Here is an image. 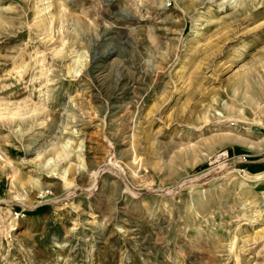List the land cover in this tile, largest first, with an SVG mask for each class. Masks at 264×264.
Masks as SVG:
<instances>
[{
  "label": "rangeland",
  "instance_id": "obj_1",
  "mask_svg": "<svg viewBox=\"0 0 264 264\" xmlns=\"http://www.w3.org/2000/svg\"><path fill=\"white\" fill-rule=\"evenodd\" d=\"M250 160L264 0H0V264H264Z\"/></svg>",
  "mask_w": 264,
  "mask_h": 264
},
{
  "label": "crops",
  "instance_id": "obj_2",
  "mask_svg": "<svg viewBox=\"0 0 264 264\" xmlns=\"http://www.w3.org/2000/svg\"><path fill=\"white\" fill-rule=\"evenodd\" d=\"M251 163H255L256 165H252ZM248 164H251V167H255V166H264V160H250L249 162H248ZM248 173V172H247ZM264 172H260V174H263ZM251 174V173H250ZM255 174H257V175H259V173H255ZM261 181V180H260ZM262 181H263V179H262Z\"/></svg>",
  "mask_w": 264,
  "mask_h": 264
},
{
  "label": "bare ground",
  "instance_id": "obj_3",
  "mask_svg": "<svg viewBox=\"0 0 264 264\" xmlns=\"http://www.w3.org/2000/svg\"><path fill=\"white\" fill-rule=\"evenodd\" d=\"M263 176H264L263 174H259V175H257V174L256 175H249L248 174V177H253V178H256L257 180L261 179Z\"/></svg>",
  "mask_w": 264,
  "mask_h": 264
}]
</instances>
